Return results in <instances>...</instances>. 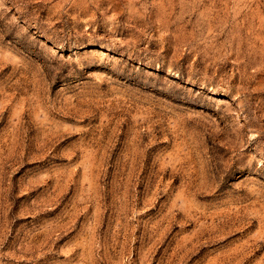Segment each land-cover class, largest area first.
<instances>
[{
    "label": "rangeland",
    "instance_id": "rangeland-1",
    "mask_svg": "<svg viewBox=\"0 0 264 264\" xmlns=\"http://www.w3.org/2000/svg\"><path fill=\"white\" fill-rule=\"evenodd\" d=\"M0 264H264V0H0Z\"/></svg>",
    "mask_w": 264,
    "mask_h": 264
}]
</instances>
